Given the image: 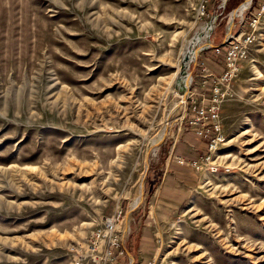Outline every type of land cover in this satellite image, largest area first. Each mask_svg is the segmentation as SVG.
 <instances>
[{
	"label": "rangeland",
	"instance_id": "obj_1",
	"mask_svg": "<svg viewBox=\"0 0 264 264\" xmlns=\"http://www.w3.org/2000/svg\"><path fill=\"white\" fill-rule=\"evenodd\" d=\"M224 2L0 0V264H70L117 208L134 264H264V4ZM224 41L247 53L220 106L221 168L198 172L179 164L208 149L188 106L221 79ZM153 178L180 196L149 206Z\"/></svg>",
	"mask_w": 264,
	"mask_h": 264
},
{
	"label": "built area",
	"instance_id": "obj_2",
	"mask_svg": "<svg viewBox=\"0 0 264 264\" xmlns=\"http://www.w3.org/2000/svg\"><path fill=\"white\" fill-rule=\"evenodd\" d=\"M262 11H264V6L259 14H262ZM205 15L206 10L203 6L201 16ZM233 38L231 35L230 41ZM222 51H225V67L222 69L221 79L213 84L209 98L204 97L200 102L192 100V105L188 106L187 112L186 123L194 129L199 138L207 142V153L200 159L188 163L179 159V164L182 166H188L198 172L207 169L212 174L218 173L221 168L216 154L225 142L220 125V106L231 95V82L240 70V54L245 57L247 53L246 50L241 53L238 46H232L229 49L220 46L213 49L215 61H218ZM188 99H191V96ZM225 171L228 172V168ZM129 231V220L124 210L117 208L111 215L103 217L83 241L70 245L68 249L70 264H134L127 257L129 252L126 242L129 238Z\"/></svg>",
	"mask_w": 264,
	"mask_h": 264
},
{
	"label": "bare ground",
	"instance_id": "obj_3",
	"mask_svg": "<svg viewBox=\"0 0 264 264\" xmlns=\"http://www.w3.org/2000/svg\"><path fill=\"white\" fill-rule=\"evenodd\" d=\"M247 3L243 5L239 11L236 13V15H243L247 10V7L250 6L251 0H246ZM249 9V8H248ZM246 10V11H245ZM235 15V14H234ZM210 33V28L207 27L203 32L199 34L197 37V41H206L208 40V34ZM196 41V42H197ZM190 43V42H189ZM197 56V53H193L192 51V44H190L189 48L185 50L183 53V65L181 64L178 66L177 74H178V88L180 91H187L191 79L189 76L186 74V70L189 65V61L193 60ZM157 146V145H156ZM142 193H143V188H142ZM143 201V198L139 199L137 205H140Z\"/></svg>",
	"mask_w": 264,
	"mask_h": 264
},
{
	"label": "crops",
	"instance_id": "obj_4",
	"mask_svg": "<svg viewBox=\"0 0 264 264\" xmlns=\"http://www.w3.org/2000/svg\"><path fill=\"white\" fill-rule=\"evenodd\" d=\"M227 1H229V7H228V9L229 10H231V11H233V10H235L236 9V7L238 6V0H227ZM240 6H242V5H240ZM239 6V7H240ZM239 7H237V8H239ZM237 13V12H236ZM237 16H239V15H236V17ZM202 157V156H201ZM200 157V158H201ZM199 158V159H200ZM156 179L157 178H153L152 179V183H151V186H150V193H149V195H150V199H151V201H150V203H149V206L150 205H152L153 204V202L155 203L156 201H158V200H160V199H162L165 195H169L170 193L171 194H173V193H175V196L176 197H178V196H180L179 195V193L177 192V191H172V189L170 188V190H167V188H166V190L164 189V187H163V182L164 181H162V182H159V181H156ZM159 179V178H158ZM182 179V183L183 182H185V184H187V186L188 185H194V183H193V176H191V178H190V180L192 181V182H190V181H185L183 178H181ZM190 183V184H189ZM169 191V192H168ZM174 195V194H173ZM148 214H150V212L148 213ZM148 214H147V217H148ZM171 214V213H170ZM145 215V214H144ZM129 233H130V231H129ZM144 240H146V238H144ZM145 242H147V241H142V244H141V246H143V243H145ZM139 246H140V244H139Z\"/></svg>",
	"mask_w": 264,
	"mask_h": 264
},
{
	"label": "trees",
	"instance_id": "obj_5",
	"mask_svg": "<svg viewBox=\"0 0 264 264\" xmlns=\"http://www.w3.org/2000/svg\"><path fill=\"white\" fill-rule=\"evenodd\" d=\"M262 1L263 0H253V3H252V6H251V8H255L256 7V5L258 4V3H262ZM243 3V0H238V6L237 7H239L241 4ZM229 7V1H227L226 2V8H228ZM236 7V8H237ZM221 67H222V69L225 67V61H224V59L221 61ZM208 145V144H207ZM206 153H207V150H206Z\"/></svg>",
	"mask_w": 264,
	"mask_h": 264
},
{
	"label": "water",
	"instance_id": "obj_6",
	"mask_svg": "<svg viewBox=\"0 0 264 264\" xmlns=\"http://www.w3.org/2000/svg\"><path fill=\"white\" fill-rule=\"evenodd\" d=\"M226 2H227V0H225L224 3H226ZM252 3H253V0H251V3H250L249 8H251ZM236 12H237V11H234V12L231 14V16L233 17V15L236 14ZM230 38H231V36H229V34H228V39H230ZM225 44H226V41H224V42L221 44V47L224 46Z\"/></svg>",
	"mask_w": 264,
	"mask_h": 264
}]
</instances>
